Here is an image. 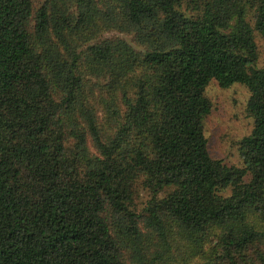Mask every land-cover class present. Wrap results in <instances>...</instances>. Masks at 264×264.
I'll use <instances>...</instances> for the list:
<instances>
[{
  "label": "trees",
  "instance_id": "trees-1",
  "mask_svg": "<svg viewBox=\"0 0 264 264\" xmlns=\"http://www.w3.org/2000/svg\"><path fill=\"white\" fill-rule=\"evenodd\" d=\"M256 32L264 0H0V264H264ZM214 80L250 91L243 166Z\"/></svg>",
  "mask_w": 264,
  "mask_h": 264
},
{
  "label": "rangeland",
  "instance_id": "rangeland-1",
  "mask_svg": "<svg viewBox=\"0 0 264 264\" xmlns=\"http://www.w3.org/2000/svg\"><path fill=\"white\" fill-rule=\"evenodd\" d=\"M255 34L259 49L257 64L258 67H264V38L258 32ZM126 38L131 39L130 36ZM206 94L212 102V110L205 120L211 155L230 166H243L239 143L254 128V120L247 111L249 89L243 84L222 88L214 80L207 87ZM143 200L140 199L141 202Z\"/></svg>",
  "mask_w": 264,
  "mask_h": 264
}]
</instances>
